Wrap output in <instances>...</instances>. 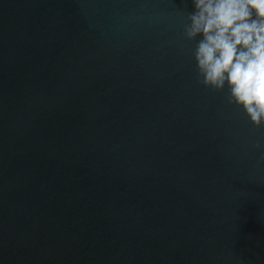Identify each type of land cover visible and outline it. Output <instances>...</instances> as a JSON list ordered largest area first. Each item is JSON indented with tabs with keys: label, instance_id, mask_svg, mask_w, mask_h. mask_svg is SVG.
Returning <instances> with one entry per match:
<instances>
[{
	"label": "water",
	"instance_id": "1",
	"mask_svg": "<svg viewBox=\"0 0 264 264\" xmlns=\"http://www.w3.org/2000/svg\"><path fill=\"white\" fill-rule=\"evenodd\" d=\"M190 0H0V264H264V126L198 82Z\"/></svg>",
	"mask_w": 264,
	"mask_h": 264
},
{
	"label": "clouds",
	"instance_id": "2",
	"mask_svg": "<svg viewBox=\"0 0 264 264\" xmlns=\"http://www.w3.org/2000/svg\"><path fill=\"white\" fill-rule=\"evenodd\" d=\"M183 35L198 82L226 90L256 127L264 126V0H190ZM264 149V143L254 145ZM264 158V151L261 152Z\"/></svg>",
	"mask_w": 264,
	"mask_h": 264
}]
</instances>
